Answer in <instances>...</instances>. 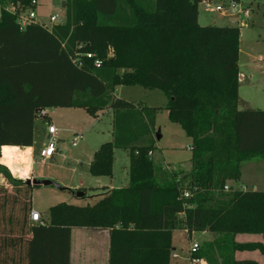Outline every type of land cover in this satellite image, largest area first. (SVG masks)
<instances>
[{"label":"trees","instance_id":"obj_1","mask_svg":"<svg viewBox=\"0 0 264 264\" xmlns=\"http://www.w3.org/2000/svg\"><path fill=\"white\" fill-rule=\"evenodd\" d=\"M17 1L31 2L2 0ZM199 1L67 0V20L52 29L38 23L21 29L15 14L2 12L1 162L11 169L3 147L33 146L35 119L50 107L114 110V137L96 152L94 174H112L114 148L132 151L127 187L99 193L92 204L59 202L48 222L30 226L31 264H73L74 227L110 229L109 264H172L178 228L215 234L197 253L210 264H264L236 257L241 250L264 253V242L236 239L264 236V190H225L241 177L242 162L264 158V109L239 108L241 26H201ZM76 49L96 53L103 65L76 66L70 58ZM118 85L167 97L169 119L192 139L189 173L155 166L150 151L159 108L118 97ZM0 171L11 178L5 166ZM15 183L12 192L0 186V210L22 211L28 221L32 186Z\"/></svg>","mask_w":264,"mask_h":264},{"label":"rangeland","instance_id":"obj_2","mask_svg":"<svg viewBox=\"0 0 264 264\" xmlns=\"http://www.w3.org/2000/svg\"><path fill=\"white\" fill-rule=\"evenodd\" d=\"M213 1L219 3L228 0ZM243 1L251 8V16L247 24H240L239 21H235L238 20L237 16L223 15L221 12L215 10L214 7L206 8L202 3L199 4V10L200 14L207 16L212 25L241 26L239 70L247 77V80L243 82L246 88L247 85L252 83L264 85V0ZM65 2L66 0H37L38 19L51 27L53 22L50 20V17L58 14V21L64 23L67 20ZM109 50L115 56L114 45L110 44ZM123 71L121 70V72ZM116 94L138 107L159 106L154 129L155 134L161 135V138L155 140L156 148L153 156L155 166L166 167L168 165L169 167L166 168L170 171L176 170L180 174L188 173L187 170L190 169L192 156V139L186 134L180 124L170 121L168 110L164 106L167 103V97L159 90H149L139 85H118L116 87ZM112 111H110V107L98 110L96 113L83 107H50L47 109V117H37L35 119V148L37 149L33 152V156L36 158L35 172L47 175L48 177H44V179L54 180L63 187H66V190L62 193L58 192L60 194L56 195L42 190L49 188L35 190L32 194V205L43 211L47 210L49 205H55L59 202L76 205L92 204L97 199L95 195L99 191H101L100 193H104L102 191L108 188L127 187L130 184L132 151L129 148H114L112 174L96 175L91 170V164L96 152L105 142L113 140L114 110ZM49 122L56 125L59 129L57 135L59 150L55 154L54 159H42L39 156V151L49 139ZM156 135H153V137ZM77 136H79V141L74 145L73 139ZM21 150L25 151V148L21 147ZM257 159L263 161L262 173L259 179L260 186H264V158ZM14 163L16 166H20V163L16 161ZM4 174L7 183L15 182V180L11 181L13 178L17 179L11 172H9L11 178L6 173ZM246 174L249 180H253L252 176L255 174L253 171L248 170ZM16 175L20 176V173ZM247 179L245 182L247 185L244 186L241 185V181L236 183L233 180H229L227 184L231 185L232 183L234 189L250 190L251 187L248 185L249 180ZM76 186H81V188L75 189ZM48 187L54 189L53 191H59L56 190L58 189L57 186V188L54 186ZM92 187H97L98 189L95 190ZM84 188H86V194L78 196L77 192ZM45 220L48 222L50 218H45ZM259 237L262 239L261 235ZM208 238V235H203L200 231H194L193 234H189L184 228L176 229L174 233V247H176L179 256L185 258L173 257L171 263L187 264L188 260L186 258L189 254L191 243L199 241L204 245L206 242L204 240ZM205 259L210 264L208 259Z\"/></svg>","mask_w":264,"mask_h":264},{"label":"crops","instance_id":"obj_3","mask_svg":"<svg viewBox=\"0 0 264 264\" xmlns=\"http://www.w3.org/2000/svg\"><path fill=\"white\" fill-rule=\"evenodd\" d=\"M66 5H67V0H66ZM66 5H65V8H66ZM209 24L211 23L209 22ZM241 74L245 75L243 72L240 71V76ZM245 80H247L246 75H245V78L243 79L240 78L239 108L240 109H264V85L252 83V84L247 85L245 88L243 84ZM117 96L121 97L118 94ZM166 104L164 106H166ZM47 109L48 108H46V111ZM112 110L113 109L110 108L111 112H113ZM38 117H42V116H38ZM34 137H35V131H34ZM155 140H159L157 135L155 136ZM21 147H24L25 151H22ZM34 150L35 151L37 150L35 148V140H34L33 146H15V147L5 146L3 147L2 160L6 164H8L12 170L7 165L1 162V157H2L1 150H0V165L5 166L9 170V172H11L12 175L17 177V179L14 178V180L22 181V178L48 177L45 174H38L35 172L36 158H34L33 156ZM191 150H192V145H191ZM154 154L155 152L153 151V156ZM54 157L55 155L50 159H54ZM257 158H260V157H255V158L245 160L244 162H242L241 177L239 178L238 181H234V182L239 183L241 181L242 186L247 185L245 184L246 179L248 178L246 172L248 170L253 171L257 175L254 174L252 176L253 180L251 179L249 180V178L247 179L249 180L248 185H250L251 187L250 190H264V186H260L261 183L259 179L262 173L261 168L263 165L262 163L263 161ZM14 161H16L17 163H20V166H16ZM162 167H165V166H162ZM191 169H192V162L190 161V169L187 170V172L189 173ZM171 171H176V170H171ZM19 173H20V176H17L16 174H19ZM5 177L6 176L4 172L0 171V186H5L9 190V192H12V189L15 186L13 183L15 182L7 183V181L5 180ZM48 186L56 187L55 185H41L37 187L32 186V191L34 192L35 190H39L40 188H49V189H42V190H45L46 192L56 195V194H60L58 192L62 193L64 192V190H66L65 188L64 189L58 188L56 190H59V191H53L54 189ZM231 186H233L232 183H231ZM79 188H81V186L75 187V189H79ZM110 189L112 188H108L107 190L102 191V192H106ZM100 192L101 191H99V193ZM51 206H53V204L49 205L47 210L40 211L33 205V209H36L41 212L42 218H43L42 222L32 221L30 214L28 215V221H24L25 215L22 211L0 210V264H31L30 244L28 242V240L32 237L30 226L34 224L46 223L47 221L45 220V218H49ZM200 232L203 235L209 236V238L204 241H212L215 238V234L208 230L200 231ZM260 235L262 236V239H260L259 237ZM236 239L239 242L264 241L262 234H251V233H239L237 234ZM110 241H111V231L109 228H103V227H74L72 228L71 249H70L71 263L73 264H109ZM173 245H174V236H173ZM174 248L177 252L176 247ZM179 257L180 256L176 258H179ZM188 257H189V254L186 258L187 260H188ZM236 257L238 259H255L259 261L260 263H264V254H262L261 251L257 249L237 251ZM180 258H185V257H180Z\"/></svg>","mask_w":264,"mask_h":264},{"label":"built area","instance_id":"obj_4","mask_svg":"<svg viewBox=\"0 0 264 264\" xmlns=\"http://www.w3.org/2000/svg\"><path fill=\"white\" fill-rule=\"evenodd\" d=\"M199 3H202L206 8L214 7L215 10L221 12L223 15H231L237 16L240 24H247L248 19L251 16V8L249 5L245 4L243 0H228L226 2L215 3L213 0H200ZM37 0H31V2L27 5L22 1H17L16 3L9 2L3 3L0 0V16L4 10L9 11L16 15L17 23L21 29H25L28 25L31 24H40L44 27L52 29L54 25L61 24L62 22L58 21V14L52 15L50 20L53 22V25L49 27L46 23L41 22L38 19L37 13ZM108 57H112V51L109 50ZM70 58L72 62L78 67H88L89 65L95 67H101L103 65L104 59L98 57L96 53L88 50H74L70 54ZM240 78H245V75L241 74ZM48 112L46 109H41L39 111V116L47 117ZM59 129L56 125L49 122L48 123V134L49 139L46 141L43 146L40 148L39 156L42 159H50L52 158L59 150L58 148V135ZM79 141V136L73 139V144L76 145ZM150 154L153 155V151H150ZM168 168V166H166ZM164 167L165 169H167ZM226 191H231L232 188L230 185H225ZM185 197L191 196L189 190L185 191ZM30 217L32 221L42 222V214L40 211L33 209L30 212ZM188 233V229L184 228ZM202 243L199 241H193L190 245L188 264H208L207 260L203 256H199L197 253L202 248ZM174 257H178V253L174 252Z\"/></svg>","mask_w":264,"mask_h":264},{"label":"water","instance_id":"obj_5","mask_svg":"<svg viewBox=\"0 0 264 264\" xmlns=\"http://www.w3.org/2000/svg\"><path fill=\"white\" fill-rule=\"evenodd\" d=\"M66 5V2L64 3V6ZM199 24L201 26H207L209 25V21L207 19V17L204 14H200L199 15ZM158 138H161V135H157ZM0 150H1V145H0ZM23 183H26L27 185L30 186H41V185H55L60 189H64L66 187H63L60 183L54 181V180H50V179H44V178H28L25 180H22ZM78 196H84L85 195V191L83 190H79L77 192Z\"/></svg>","mask_w":264,"mask_h":264}]
</instances>
